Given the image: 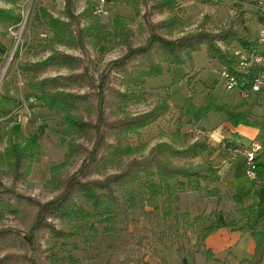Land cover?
<instances>
[{
    "label": "trees",
    "instance_id": "16d2710c",
    "mask_svg": "<svg viewBox=\"0 0 264 264\" xmlns=\"http://www.w3.org/2000/svg\"><path fill=\"white\" fill-rule=\"evenodd\" d=\"M18 1L20 0H0L10 6L0 7V59L8 52L7 41L1 39L4 36L3 29L16 27L22 21L14 8ZM78 1L80 0H64L62 18L52 16L37 3L32 4V16L27 20V28L31 30L36 22L49 32V36L44 39L47 38L45 46H39L41 51L50 50V54L42 60L17 63L16 69L25 79L23 99L21 97L23 101L0 94V118L12 123L0 136V144L4 143V148L0 150V168L2 173L12 171L14 175H21L20 171L26 172L25 169L35 160L39 151L37 135H24L20 122L13 120L18 115L16 109L19 110L23 103L28 104L31 109L32 103L38 102L43 109L64 120L71 135L82 136L90 141L91 147L85 148V156L76 171L64 178L49 180L51 184L59 185L56 186L59 192L48 201L21 196L5 188L0 181V187L3 188L0 192L9 193L13 197V200L9 196L4 198L0 193V219L8 213L23 219L21 223L26 225L25 231L12 227L0 228V251H22L0 256V264H87L84 260L92 256H74L75 250L71 251L66 245L69 239L85 238L76 229L88 224V221L92 231H95L94 223H102L101 232L91 235L93 239L98 235L97 239L105 241L104 250L125 254L116 260V264H149V258L145 260V257L148 253L155 252V248L174 249L180 257L178 264H187L186 256L189 253L202 254L207 262L214 255L204 248V240L221 227L246 230L254 238L255 250L252 257L235 261L234 264H264V232L257 229V223L251 224L249 221L254 207L250 206L247 210L237 207L238 214L242 216L239 219L243 222L241 225H236L234 218L227 219V215L221 211L191 217L188 212L177 210L176 204L183 193L204 189L213 194L217 192V185L211 189L206 186L217 184L220 180V162L215 163L212 156L218 148L205 142H193L174 149L169 143L162 142L152 147L146 157L139 155L122 166L123 159L134 153H141V148L133 146L141 145V131L175 106L166 87L161 88L163 94L149 112L110 118L117 111H124L127 103H137L147 78L160 74L163 63L182 62V53L190 57L201 44H205L209 59L220 62L223 69L234 74L239 80L240 88L246 87L250 78L235 69L233 55V50L237 48L255 47L250 39L251 32L245 14L240 13L227 29L216 34L198 32L170 39L178 17L171 15L169 19L153 22L151 16L154 11L164 8L174 11L175 0H162L161 4H152L143 13L148 33L145 43L133 45L131 31L123 25H117L119 31L111 32V37L113 41L119 39L125 46V51L106 63L95 75L81 56L69 55L52 46L45 50L47 45L52 44L79 49L84 53L86 44L100 49L102 44L98 47V43L105 38L101 35L102 26L96 27L97 24L92 20L90 0H81L85 7L80 14H76V5L73 3ZM256 5L262 25L264 13L261 12L259 0ZM82 21L86 22L85 26H82ZM29 46L32 51L37 52V46L31 45L26 39L17 44L12 63H15L22 48L28 50ZM261 47L264 48V44ZM162 52L167 53L170 58L166 56L163 63L161 60L155 61L153 56L161 55ZM49 68L67 69L71 73L42 76L41 73ZM79 69L80 72H74ZM117 82V86L123 88H116L114 85ZM77 89H83V93H75ZM80 106L86 111L88 119L80 113ZM30 118L38 120L42 125L37 117L31 115ZM187 123L189 122L181 121L172 132V137L180 136L183 124ZM209 137L211 138L210 135ZM226 146L229 150L228 142ZM201 155L207 156V163L202 167L195 165L188 169L174 163L177 158L194 160ZM257 155L254 158V171L259 173L262 163ZM60 166L52 168L56 174ZM108 169L118 171L105 177ZM25 218H28L26 222ZM52 221H56L59 226H54ZM46 236H49L50 244L40 251L41 237ZM17 238L21 241V248L18 249L14 248ZM59 250L63 252V262L59 259ZM133 253L137 256L130 259ZM43 254L45 255L42 256ZM226 262L233 264L234 261L227 259L222 264Z\"/></svg>",
    "mask_w": 264,
    "mask_h": 264
},
{
    "label": "rangeland",
    "instance_id": "374dc122",
    "mask_svg": "<svg viewBox=\"0 0 264 264\" xmlns=\"http://www.w3.org/2000/svg\"><path fill=\"white\" fill-rule=\"evenodd\" d=\"M256 2L257 0H175L174 11L165 8L161 11H154L151 20L158 22L169 19L171 15L177 16V25L170 38L176 39L183 35L198 32L216 34L227 29L230 23L235 21L237 16L243 12L251 32L250 39L254 46H258V32L262 25L258 18ZM36 3L52 16L58 18L63 17L65 9L64 0H20L15 5V11L20 14L22 21L16 27L3 29L2 34L4 36L1 39L7 41L8 52L5 57L0 59V94L10 96L13 99L22 100L25 87V79L16 69L17 63L42 60L50 54V50L41 51L42 48L39 46L41 44L42 47L45 46L47 38L44 39L47 35L49 36V32L36 22L31 30L27 28V20H30L32 16V4ZM155 3L161 4L162 0H116L107 15L102 17L92 15V20L97 24L96 27L102 26L101 35L105 37L98 43V47L99 44H102L100 49L86 44V52L84 53L79 49L52 44L47 45L45 50L52 46L54 49L69 55L81 56L88 63L91 72L97 75L106 63L118 58L125 51V46L120 43L119 39L113 41L111 37V32L119 31V25H123L131 31V43L133 45L145 43L148 33L143 13L148 10V6ZM73 4L76 5V14H80L85 7L84 1L81 0ZM0 7L9 8L10 6L0 2ZM114 20L117 21L114 22ZM81 24L85 26L86 22L82 21ZM26 39L31 42V45L37 46V52L32 51L31 46L28 50L23 47L15 63H12L17 44ZM260 51L264 52V48H260ZM163 53L165 52L153 56V59L155 61L161 60L163 63L166 56L170 58L167 53H165L166 55ZM182 54L184 57L182 62L163 63V71L160 74L147 78L145 88L141 92L143 99L140 97L139 100H136L137 103L129 102L124 111L119 110L115 115H110V118L115 119L149 112L159 101V96L163 94L161 90L163 87L168 89L172 103L179 109L173 105L174 107L169 108L163 117L144 128L141 131V145H133L141 148V153H134L127 159H123L122 166L127 165L128 161L138 158L139 155L142 158L146 157L152 147L162 142L169 143L174 149H180L193 142H205L216 149L218 148V151L214 152L212 156L215 163L220 162L218 164L220 180L217 184L206 186L211 189L217 185V192L213 194L204 189L203 191L183 193L179 196L176 204L177 210L188 212L191 217L221 211L227 215V219L234 218L236 225H241L243 222L239 219L242 216L238 214L237 207L247 210L248 207L252 206L254 209H252L253 213L249 221L251 224L257 223V229L264 232V87L259 92L249 91V97L242 96V89H226L225 81L220 76L224 69L220 62L209 59L205 44H201L199 49L190 54V57L184 55L185 53ZM80 71L81 69L74 72ZM57 73L69 74L71 71L49 68L41 74L42 76H55ZM117 85L118 82L114 86L123 88V86ZM76 91L75 93L78 94L83 93V89ZM32 104L33 108L30 109L28 104L23 103L19 110L16 109L18 114L16 118L13 119V116L9 118L20 122L24 135H37L39 151L35 160L25 169L26 172L20 171L21 175H14L12 171L2 173L0 168V181L5 188H9L12 192L45 202L59 192V185L51 184L49 180L52 181L55 177V180L64 178L76 171L85 156V148L89 149L91 142L85 137L71 135V131L69 132L64 120L43 109L38 102ZM113 108L114 106L111 107V109ZM79 111L83 117L87 118L86 111L82 106H80ZM181 112L187 117H183ZM29 113L40 119L42 125L38 120H32ZM181 121L189 123L183 124L181 135L174 138L172 132ZM11 124V121L0 118V136ZM206 131L210 134H207ZM226 142L230 144L229 150L226 149ZM254 143L261 146L257 157L262 163V168L259 173L254 171L251 176H248L244 163L245 151H248ZM3 148L4 143H1L0 150ZM206 157V155H201L194 160L177 158L174 159V163L179 167H188V169L195 165L202 167L207 163ZM58 165L61 166L56 174L52 168ZM115 171L118 170L108 169L104 175L106 177ZM0 190L3 188L0 187ZM0 193L4 198L9 196L13 200L9 193ZM23 201L25 202V200ZM27 220L28 218H25V222ZM21 221L23 219L6 213L0 219V228L12 227L25 231L26 225ZM52 222L54 226H59L56 221ZM94 227L95 231L90 230L88 221V224L77 228L76 230L81 234L83 233V236L88 239H69L66 248L71 251L75 250L73 251L74 256L77 255L81 258L92 256V258L84 260V263L87 264H108L109 262L112 264L119 257L125 256L121 252L104 250L105 241H101L100 238L97 239L98 235H94L96 238L93 239L91 235L101 232L102 223H94ZM219 229L208 236L216 233ZM226 229L230 231L228 236L230 246L218 255L228 254L235 261L251 258L255 250V242L251 233L242 229ZM234 234H236L235 238ZM42 237L40 251L47 248L50 242L49 236ZM103 238L109 240L106 237ZM14 245L16 246L14 248H21L19 238L14 241ZM18 251L20 250L0 251V256ZM58 253L60 261L63 262V252L59 250ZM136 256L137 254L133 253L129 258L132 259ZM147 257L149 264H178L180 262V257L174 249L155 248V252L148 253L145 260ZM210 260V264H222L227 259L212 257ZM228 260L231 261L230 258ZM186 261L187 264H204L206 262L203 255L199 253L187 254ZM226 264L229 263L226 262Z\"/></svg>",
    "mask_w": 264,
    "mask_h": 264
},
{
    "label": "built area",
    "instance_id": "2783aa9c",
    "mask_svg": "<svg viewBox=\"0 0 264 264\" xmlns=\"http://www.w3.org/2000/svg\"><path fill=\"white\" fill-rule=\"evenodd\" d=\"M115 4V0H90V8L93 15L102 17L107 15ZM261 12L264 13V0H259ZM258 46L253 48H237L233 50L235 56V69L250 78V83L240 88L239 80L234 75L224 69L220 76L225 81V87L228 90L239 88L242 89V96L249 97L248 92H259L264 87V52L260 51L264 44V24L258 32ZM261 150L257 143L251 145L249 150L245 151V167L248 176L254 172V158Z\"/></svg>",
    "mask_w": 264,
    "mask_h": 264
},
{
    "label": "crops",
    "instance_id": "0c3cea01",
    "mask_svg": "<svg viewBox=\"0 0 264 264\" xmlns=\"http://www.w3.org/2000/svg\"><path fill=\"white\" fill-rule=\"evenodd\" d=\"M229 233L230 231H228L225 227H222L216 233L210 236H207L206 239L204 240V248L209 249L212 252V254L214 255L213 258H223V259L230 258L235 262V260L228 254L224 256L218 255L224 250L228 249V247L230 246V241L228 239ZM235 237H236V234H234V238ZM210 263H211V260H208L204 264H210Z\"/></svg>",
    "mask_w": 264,
    "mask_h": 264
},
{
    "label": "water",
    "instance_id": "95a60500",
    "mask_svg": "<svg viewBox=\"0 0 264 264\" xmlns=\"http://www.w3.org/2000/svg\"><path fill=\"white\" fill-rule=\"evenodd\" d=\"M3 77V76H2Z\"/></svg>",
    "mask_w": 264,
    "mask_h": 264
}]
</instances>
